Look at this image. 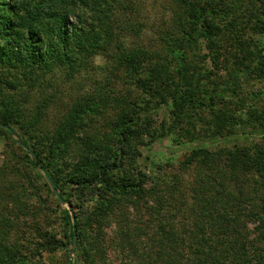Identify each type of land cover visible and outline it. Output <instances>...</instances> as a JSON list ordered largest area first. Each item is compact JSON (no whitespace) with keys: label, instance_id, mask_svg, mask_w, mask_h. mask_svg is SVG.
Wrapping results in <instances>:
<instances>
[{"label":"trees","instance_id":"obj_1","mask_svg":"<svg viewBox=\"0 0 264 264\" xmlns=\"http://www.w3.org/2000/svg\"><path fill=\"white\" fill-rule=\"evenodd\" d=\"M172 2L171 28L165 32L160 50L137 48L119 54L118 61L125 68L135 71L142 64L146 66L147 78L142 80V87L148 100L140 106L117 98L121 104L114 129L117 152H111L112 158L104 157L105 146L99 143L97 150L75 164L70 185L75 187L81 208L89 212L81 219L66 211L71 230L68 245L73 248L75 239H80L76 250L87 253L85 258L93 254L95 259V251L104 250V227L110 216L117 209H138L149 196L158 194L161 248L157 252L162 261L171 256L172 264H264V141L234 147L210 146L238 137L236 124L232 123L235 117L246 116L247 123L253 124L257 131L264 129L261 115L258 121L254 119L259 116L257 110L237 115L229 103L241 92L244 78L264 75V52L254 54L252 49L254 37L264 36V0ZM104 5L109 7V0H94L92 7L99 12ZM71 9V0H0V61L35 69L45 64L49 56L93 51L91 30L82 27L74 35L68 33ZM38 44L45 47L49 44L45 53L37 51ZM205 46L211 54L201 52ZM210 55L218 71H223L219 80H214L215 72L207 67ZM244 106L240 104L237 112L243 111ZM163 107L169 108L170 117L176 122L169 124L166 116L158 128L154 115ZM79 111L75 108L52 137L44 138L50 143L52 156L44 164L31 144L33 138L20 136L13 112L7 106L0 108V130L19 137L18 145L43 172L62 202L67 200L50 177V171L57 154L65 159L70 155V129L75 126ZM203 114L208 115L207 119ZM144 133L150 142L173 134L195 142L180 162L198 170L191 187V202L171 199L177 191L173 183L156 182L155 190L148 188L150 175L141 170L130 174L124 169L127 146L132 138ZM242 135L247 136L245 132ZM259 135L264 140V132ZM182 211L187 221L179 223L182 225L179 228L172 221ZM169 227L171 233L167 231ZM119 229L122 245L130 247L137 257L136 238L130 228ZM42 238L37 249L53 253L63 247L51 234L45 233ZM84 238L89 241L87 251ZM0 258H4V264H18L17 258L1 243ZM80 260L83 264L86 261L83 256ZM68 264L76 263L68 259Z\"/></svg>","mask_w":264,"mask_h":264},{"label":"rangeland","instance_id":"obj_2","mask_svg":"<svg viewBox=\"0 0 264 264\" xmlns=\"http://www.w3.org/2000/svg\"><path fill=\"white\" fill-rule=\"evenodd\" d=\"M109 2V7L104 5L105 8L98 12L92 7L94 0H71L68 33L74 35V31L79 32L82 27L91 30L95 44L93 51L49 56L45 64L35 69L0 61V108L7 106L13 112L19 123L20 136L33 138L31 144L39 152L42 163L46 164L47 158H52L50 143H46L44 138L52 137L75 108L80 110L73 123L75 126L70 129V155L65 159L57 154L50 171V177L63 191L67 202L58 200L43 172L29 161L17 143L19 137L0 130V243L11 251L18 264H68V259L83 264L82 256L86 260L84 264H172L171 256L162 261L157 252L161 248L158 240L161 231L157 220L160 208L157 207L158 194L149 196L138 209L121 208L110 216L104 227V250L95 251V259L93 251L91 258L90 255L85 258L87 253L76 250L80 239H75L73 248L68 245L71 230L66 211L81 219L89 212L81 208L78 195L73 190L75 187L70 185L77 168L75 164L90 151L97 150L95 147L99 143L105 146L102 150L104 157L112 158L111 152H117L114 129L121 105L117 98L128 99L140 106L148 100L142 87V80L147 78L146 66L142 64L135 71L125 68L118 61L119 54L137 48L160 50L164 42L162 38L171 28L174 11L172 0ZM252 43L254 54L264 52V36H255ZM46 47L44 44L36 45L37 51L44 53ZM201 52L211 54L206 46L201 48ZM207 67L215 72L214 80L221 78L223 71H218L211 55ZM242 83L239 95L228 100L231 109L237 115H244L249 109L257 110L259 116L254 119L258 121L261 115L264 123V113L261 112L264 111V75L261 78L255 75L246 77ZM240 104H245L244 110L237 112ZM202 116L208 117L207 114ZM245 117H235L232 121L236 124L235 135L238 137L220 143L217 141L210 146L262 144L264 140L259 133L264 129L257 131ZM164 118L169 124L176 122L170 117L168 107L161 108L154 115L158 128ZM244 132L247 136L242 135ZM191 146H195V142L177 138L175 134L157 142H150L145 133L138 134L126 148L123 166L130 174L141 170L150 175L148 188L157 190L158 182H163L162 185L173 183L177 191L171 199L179 203L183 200L184 203L187 200L191 202V187L198 170L196 166L185 167L180 163ZM173 220L182 228L179 223L187 221L186 213L182 211ZM120 227L124 231L130 228L136 238L137 257L131 253L130 247L122 245ZM167 231L171 233L170 227ZM45 233L53 235L63 247L53 253L37 249V243L43 241ZM85 239L87 251L89 241ZM2 260L4 258H0V264H4Z\"/></svg>","mask_w":264,"mask_h":264}]
</instances>
